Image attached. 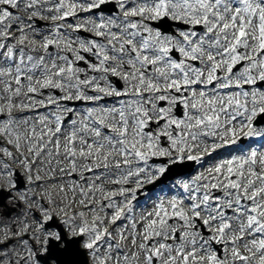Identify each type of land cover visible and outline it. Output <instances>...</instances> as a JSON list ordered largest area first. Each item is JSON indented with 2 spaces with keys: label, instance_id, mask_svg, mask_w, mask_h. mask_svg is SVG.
<instances>
[{
  "label": "snow or ice",
  "instance_id": "6c2138e0",
  "mask_svg": "<svg viewBox=\"0 0 264 264\" xmlns=\"http://www.w3.org/2000/svg\"><path fill=\"white\" fill-rule=\"evenodd\" d=\"M0 264H264V0H0Z\"/></svg>",
  "mask_w": 264,
  "mask_h": 264
},
{
  "label": "rangeland",
  "instance_id": "374dc122",
  "mask_svg": "<svg viewBox=\"0 0 264 264\" xmlns=\"http://www.w3.org/2000/svg\"><path fill=\"white\" fill-rule=\"evenodd\" d=\"M86 35V34H85Z\"/></svg>",
  "mask_w": 264,
  "mask_h": 264
}]
</instances>
